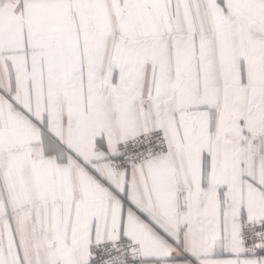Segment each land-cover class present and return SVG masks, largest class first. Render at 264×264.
<instances>
[{
	"label": "snow or ice",
	"instance_id": "6c2138e0",
	"mask_svg": "<svg viewBox=\"0 0 264 264\" xmlns=\"http://www.w3.org/2000/svg\"><path fill=\"white\" fill-rule=\"evenodd\" d=\"M0 264H264V0H0Z\"/></svg>",
	"mask_w": 264,
	"mask_h": 264
}]
</instances>
